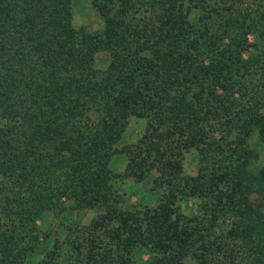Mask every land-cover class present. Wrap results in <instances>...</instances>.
Masks as SVG:
<instances>
[{"label":"trees","instance_id":"16d2710c","mask_svg":"<svg viewBox=\"0 0 264 264\" xmlns=\"http://www.w3.org/2000/svg\"><path fill=\"white\" fill-rule=\"evenodd\" d=\"M75 1L0 0V264H264V0Z\"/></svg>","mask_w":264,"mask_h":264},{"label":"rangeland","instance_id":"374dc122","mask_svg":"<svg viewBox=\"0 0 264 264\" xmlns=\"http://www.w3.org/2000/svg\"><path fill=\"white\" fill-rule=\"evenodd\" d=\"M75 11L80 17H82V19L89 26L96 27L98 25V23H100L97 13L92 8H90L88 6L87 0H76L75 1ZM108 61H109V56H108L107 52L99 51V52L94 53L93 65L95 67L104 68L108 64ZM143 126H144V120L143 119L132 118L126 127V129L122 135V138L119 141V144L127 143V142H130V141L134 140L135 138H137L138 135L142 132ZM185 159H186L187 167L190 168L189 170L190 171L194 170L195 154L189 153ZM123 161H124V159H120V158L113 159L111 161V167L114 169H119L120 167L122 168ZM263 163H264V149H262L259 152V158L256 161H253L252 168H257L258 166H260ZM137 187L139 189L140 194H142L141 191H143V194L141 195V198L143 201H148V200L153 201L154 199H156V196H155L156 193H152L154 191H148L152 187V182L149 178L145 179ZM146 191H148V192H146ZM259 198H260V196L259 197L257 196L258 201H260V205H261L260 208L262 210H264V198H262V200H260ZM257 199H256L255 194H254L250 198V204L251 205H256V204L259 205ZM130 200H131V202H135L136 197L132 196ZM85 216L87 217L86 214H85ZM46 223H47V221L45 219L38 220L39 226H42V227L47 226ZM44 249L45 248L43 246H39V247H37L36 252L42 253V251H44ZM141 257L143 259H145V258H147V254L142 253Z\"/></svg>","mask_w":264,"mask_h":264}]
</instances>
